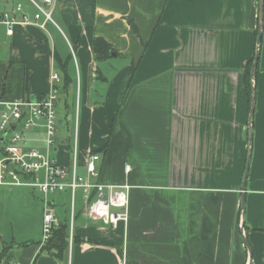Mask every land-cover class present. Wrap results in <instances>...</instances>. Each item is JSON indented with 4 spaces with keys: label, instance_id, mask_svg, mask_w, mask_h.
<instances>
[{
    "label": "crops",
    "instance_id": "0c3cea01",
    "mask_svg": "<svg viewBox=\"0 0 264 264\" xmlns=\"http://www.w3.org/2000/svg\"><path fill=\"white\" fill-rule=\"evenodd\" d=\"M42 1H6L0 13L20 5L32 17ZM98 37L113 49L100 62ZM52 73L56 121L76 135L51 155L72 166L77 149L81 176L95 156L92 182L130 187L128 222L90 220L94 190L55 194L74 240L60 263L40 250L32 264H264V0H57L47 32L0 26V101L43 97ZM24 137L47 149L44 123Z\"/></svg>",
    "mask_w": 264,
    "mask_h": 264
},
{
    "label": "built area",
    "instance_id": "2783aa9c",
    "mask_svg": "<svg viewBox=\"0 0 264 264\" xmlns=\"http://www.w3.org/2000/svg\"><path fill=\"white\" fill-rule=\"evenodd\" d=\"M57 0H43L42 5L35 4L37 11L30 17L23 13L19 5L13 12L0 13V26L6 28L7 36L15 35L17 28L35 26L47 32L53 23V9ZM43 5L50 7L45 10ZM51 90L37 99H19L12 102L0 101V130L4 142L0 144V187H28L44 196L43 238L39 243L42 250L51 240L61 221L50 196L70 190L73 195L79 189L86 192L94 190V199L86 196L85 215L92 221H101L104 225L116 228L119 223L128 222L129 189L128 185L115 186L94 183L99 177L95 156L84 157L85 175L78 174L81 160L75 149L72 166L60 164L50 151L56 145L57 125V89L55 83L59 76L52 73ZM44 123L46 131V150L40 151L28 146L24 131ZM21 127H23L22 130ZM130 170L125 167L126 173ZM74 208V202L72 205ZM74 240L73 212L69 230V243ZM2 264H19L6 261Z\"/></svg>",
    "mask_w": 264,
    "mask_h": 264
},
{
    "label": "rangeland",
    "instance_id": "374dc122",
    "mask_svg": "<svg viewBox=\"0 0 264 264\" xmlns=\"http://www.w3.org/2000/svg\"><path fill=\"white\" fill-rule=\"evenodd\" d=\"M6 1L12 3L13 0H0V11L5 9ZM56 126V134L58 133L56 140L59 141L58 143L62 144L61 140L71 137L73 145L76 124L70 123L69 128H71V131L68 129L67 124L62 123V120H59ZM0 136H2L1 130ZM80 172L83 173V170L80 169ZM43 200V195H35L33 190L28 187L0 188V255L6 249H10L11 246L19 247V251L22 252L19 258L14 256V253L8 252L5 261L15 260L19 264H32V261L40 252V250L36 252V247L38 248V243L43 238ZM68 255L69 249L66 258ZM8 256H11V258ZM40 258H50L55 263L59 262L46 252H43ZM61 264L65 263L62 262Z\"/></svg>",
    "mask_w": 264,
    "mask_h": 264
},
{
    "label": "trees",
    "instance_id": "16d2710c",
    "mask_svg": "<svg viewBox=\"0 0 264 264\" xmlns=\"http://www.w3.org/2000/svg\"><path fill=\"white\" fill-rule=\"evenodd\" d=\"M93 48H94L95 60L99 62L109 59L113 52L112 47L103 38H99V37L95 38ZM253 62H254V59H252L248 63L247 68L245 70V82L248 87L249 93L251 91V68H252ZM68 239H69V227L66 224H61L60 227L55 229L51 240L41 250V252H46L50 254L51 256H53L58 261H63L65 258L67 249L69 247ZM7 255H8V249H6V251L0 255V264H2L5 261V258L7 257Z\"/></svg>",
    "mask_w": 264,
    "mask_h": 264
},
{
    "label": "water",
    "instance_id": "95a60500",
    "mask_svg": "<svg viewBox=\"0 0 264 264\" xmlns=\"http://www.w3.org/2000/svg\"><path fill=\"white\" fill-rule=\"evenodd\" d=\"M262 35H263V20H262V15H261L260 30H259V34H258V40H257L258 50H257L256 56H255V59H254V62H253L252 68H251V77H252L253 81H255V75H256L258 59H259V46L261 43ZM254 104H255V89H253L252 114H253V110H254ZM1 141H4V137L1 138ZM248 168H249V162H248L247 171L245 173V179H244V183H243V191H245V184H246L247 175H248ZM243 208H244V201H243Z\"/></svg>",
    "mask_w": 264,
    "mask_h": 264
}]
</instances>
